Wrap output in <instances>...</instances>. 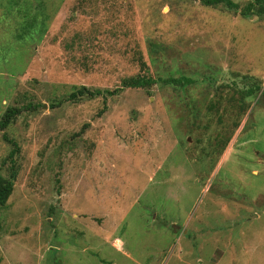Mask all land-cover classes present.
<instances>
[{"label":"rangeland","instance_id":"1","mask_svg":"<svg viewBox=\"0 0 264 264\" xmlns=\"http://www.w3.org/2000/svg\"><path fill=\"white\" fill-rule=\"evenodd\" d=\"M228 1L0 0V264H264V14ZM143 76L193 84L68 99Z\"/></svg>","mask_w":264,"mask_h":264},{"label":"trees","instance_id":"2","mask_svg":"<svg viewBox=\"0 0 264 264\" xmlns=\"http://www.w3.org/2000/svg\"><path fill=\"white\" fill-rule=\"evenodd\" d=\"M202 4L205 6H215L221 3H224L229 9H236L238 6L234 5L228 0H201ZM261 3H264V0H254L253 3L249 4L246 10L253 9L255 5L259 6L260 10H262L261 13L264 14V10L261 7ZM244 9L240 12L242 15H246ZM172 85V86H180V85H190L193 84V82L186 78H180V79H153L151 77H135L130 79H125L122 81V85L120 88H116L112 91H89L86 88H81L77 90L75 93H72L69 96V100H77V98L82 96H87L88 98H97V97H113L118 95L120 92H122L124 89H144L146 87H150L152 85ZM247 87V86H246ZM259 91V88L257 86L250 87L249 91H244V93H247V96H255L254 94ZM19 113L18 109H10L8 110L2 119L0 120V130H3L7 128L10 120L17 116ZM13 191V185L10 181L0 179V209L5 208L7 201L9 197L11 196Z\"/></svg>","mask_w":264,"mask_h":264}]
</instances>
